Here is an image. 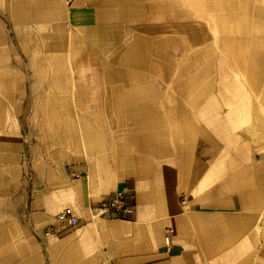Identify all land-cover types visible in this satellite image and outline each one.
Returning <instances> with one entry per match:
<instances>
[{
	"label": "crops",
	"instance_id": "1",
	"mask_svg": "<svg viewBox=\"0 0 264 264\" xmlns=\"http://www.w3.org/2000/svg\"><path fill=\"white\" fill-rule=\"evenodd\" d=\"M0 264H264V0H0Z\"/></svg>",
	"mask_w": 264,
	"mask_h": 264
},
{
	"label": "built area",
	"instance_id": "2",
	"mask_svg": "<svg viewBox=\"0 0 264 264\" xmlns=\"http://www.w3.org/2000/svg\"><path fill=\"white\" fill-rule=\"evenodd\" d=\"M128 198L129 195L124 192L120 191L117 192L111 199L102 202L99 206V210L108 217L111 218H118L121 217L122 213L125 212L128 208ZM56 219L69 226H74L77 224V219L73 215L72 211L68 208L62 210L56 215Z\"/></svg>",
	"mask_w": 264,
	"mask_h": 264
}]
</instances>
